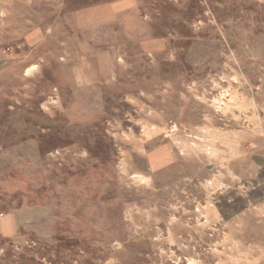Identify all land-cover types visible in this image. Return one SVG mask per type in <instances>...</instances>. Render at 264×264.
<instances>
[{
  "label": "rangeland",
  "instance_id": "374dc122",
  "mask_svg": "<svg viewBox=\"0 0 264 264\" xmlns=\"http://www.w3.org/2000/svg\"><path fill=\"white\" fill-rule=\"evenodd\" d=\"M0 264H264V0H0Z\"/></svg>",
  "mask_w": 264,
  "mask_h": 264
}]
</instances>
